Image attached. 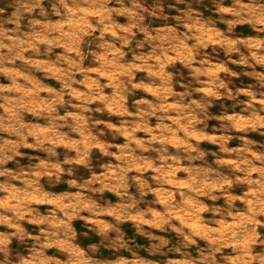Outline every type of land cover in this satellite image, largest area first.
<instances>
[{
  "label": "rangeland",
  "instance_id": "obj_1",
  "mask_svg": "<svg viewBox=\"0 0 264 264\" xmlns=\"http://www.w3.org/2000/svg\"><path fill=\"white\" fill-rule=\"evenodd\" d=\"M0 264H264V0H0Z\"/></svg>",
  "mask_w": 264,
  "mask_h": 264
}]
</instances>
